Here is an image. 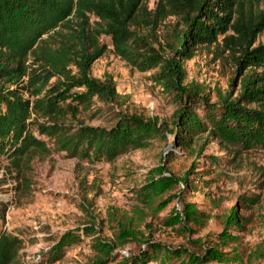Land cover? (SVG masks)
I'll use <instances>...</instances> for the list:
<instances>
[{"label":"trees","instance_id":"obj_1","mask_svg":"<svg viewBox=\"0 0 264 264\" xmlns=\"http://www.w3.org/2000/svg\"><path fill=\"white\" fill-rule=\"evenodd\" d=\"M263 31L264 0H153L152 6L148 0H0V160L9 162L15 179L23 184L22 165L52 151L111 161L153 141L167 144V134L173 136L172 147L162 161L176 159L175 148L191 160L188 170L163 177L157 169L133 188L138 222L117 220L111 238L92 226L81 234L64 233L50 261L84 237L92 238L90 264H106L116 249L130 245L135 249L119 264L238 259L223 248L238 242L230 231L220 233L217 242L190 238L212 216L185 197L218 182L225 163L234 165L247 152L264 149V43H256ZM103 36L120 59L152 71L153 82L176 105L169 122L127 111L112 77L91 75L93 63L108 50ZM201 48L225 55L233 69L230 90L218 92L214 101L202 84L185 82L184 62ZM81 112L101 123L86 125ZM210 145L227 157L207 154ZM252 188L221 216L224 230L242 228L246 218L237 208L262 201L264 178ZM174 201L180 207L159 216ZM7 206L0 198V264H28L22 259L26 240L4 227ZM147 216L157 217L183 242L173 245L138 233Z\"/></svg>","mask_w":264,"mask_h":264},{"label":"rangeland","instance_id":"obj_2","mask_svg":"<svg viewBox=\"0 0 264 264\" xmlns=\"http://www.w3.org/2000/svg\"><path fill=\"white\" fill-rule=\"evenodd\" d=\"M152 1L148 0L149 6ZM101 42L108 45V50L93 63L91 75L111 76L122 107L127 111L169 122L176 105L153 82L152 71H140L120 59L113 53L107 37L103 36ZM256 43H264V31ZM217 53L213 48H201L192 59L184 62L185 82L202 84L212 101L216 100L218 92L230 90L228 83L233 75L230 60ZM79 120L93 126L101 123L88 112H81ZM167 137V144L153 141L145 148L121 153L111 161L66 157L64 152L56 151L36 156L22 165L21 174L26 178L23 184L14 178L9 162L0 160V198L8 204L4 227L26 240L22 259L28 264H90L95 257L90 237L68 246L58 260L50 261L49 256L56 251L55 242L64 233L81 234L84 226H92L101 237L111 238L117 220L132 217L133 223L138 222L141 214L135 211L133 188L144 184L148 176L157 175L158 171L166 177L170 172L180 173L190 167V158L178 148L173 152L176 159L162 161L172 147L173 136L167 134ZM205 152L227 157L216 145L208 146ZM263 170L264 149L247 152L238 163L223 165L218 182L194 193L190 191L187 195L191 197H185L212 216L205 228L190 235L191 239L200 237L206 242H217L220 233L229 231L238 237L236 244L223 247L238 255L236 261L210 264H264V189L259 204L246 210L237 208L246 218L240 230L230 227L224 230L221 224V216L232 206L237 207V197L252 190L253 182L264 178ZM175 206L179 208L180 204L170 203L159 216L169 214ZM215 214L218 217H214ZM156 218L147 216V225L141 224L137 232L173 245L183 242V238L160 225ZM134 249L133 245L116 249L106 264H119L122 255Z\"/></svg>","mask_w":264,"mask_h":264}]
</instances>
